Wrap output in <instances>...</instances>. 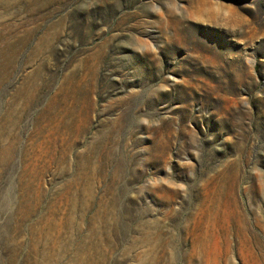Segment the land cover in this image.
Returning <instances> with one entry per match:
<instances>
[{"label":"rangeland","instance_id":"1","mask_svg":"<svg viewBox=\"0 0 264 264\" xmlns=\"http://www.w3.org/2000/svg\"><path fill=\"white\" fill-rule=\"evenodd\" d=\"M0 264H264V0H0Z\"/></svg>","mask_w":264,"mask_h":264},{"label":"bare ground","instance_id":"2","mask_svg":"<svg viewBox=\"0 0 264 264\" xmlns=\"http://www.w3.org/2000/svg\"><path fill=\"white\" fill-rule=\"evenodd\" d=\"M200 254V253H199Z\"/></svg>","mask_w":264,"mask_h":264}]
</instances>
